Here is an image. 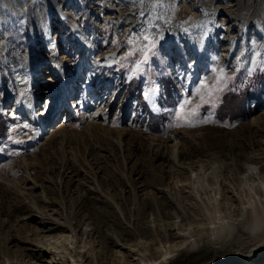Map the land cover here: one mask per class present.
I'll use <instances>...</instances> for the list:
<instances>
[{"label": "rangeland", "instance_id": "rangeland-1", "mask_svg": "<svg viewBox=\"0 0 264 264\" xmlns=\"http://www.w3.org/2000/svg\"><path fill=\"white\" fill-rule=\"evenodd\" d=\"M98 2L0 0L7 24L6 34L0 30V264H47L54 242L68 264L87 249L93 264H151L169 246L175 251L153 264L217 262L238 253L231 231L240 225L230 220L218 239L203 196L188 187L183 192L176 182L189 178L179 163L209 172L215 166L219 183L245 164L264 167V0ZM58 3L67 4L103 59L116 53V64L103 77L83 66L89 81L74 97L81 112L69 125L74 136L63 140L45 130L44 145L28 146L37 128L13 113L18 79L26 73L25 37L35 25L43 39V25L54 23L47 5ZM118 7L120 21L106 16ZM60 40L59 53L76 57L74 35ZM55 105L46 112L50 128L67 112L63 105L55 116ZM174 142L179 162L172 157ZM212 195L220 205L229 202L236 218L252 219L253 204L262 206L246 196L242 204L222 191ZM57 222L66 225L53 233L59 240L27 250L28 239ZM180 230L189 238L183 247L170 237ZM34 251L47 257L39 260ZM250 261L264 264V250Z\"/></svg>", "mask_w": 264, "mask_h": 264}, {"label": "bare ground", "instance_id": "bare-ground-1", "mask_svg": "<svg viewBox=\"0 0 264 264\" xmlns=\"http://www.w3.org/2000/svg\"><path fill=\"white\" fill-rule=\"evenodd\" d=\"M90 1L97 6L100 5L98 0ZM66 6V3H58L56 4V8H53L48 4V18H50L51 21H54L53 25H43V39H38L40 32L35 25L30 27L25 37V55L23 63L25 65L26 73L23 74V77H19L18 79L19 94L16 98L13 113L14 115L15 113H18L20 116H23L27 122L34 124L37 128L36 132H34L32 137L28 140V146L29 144H32L33 146L37 144L42 145L47 142V138L50 136L45 134L46 136L43 137V132L45 130H48V135L52 134L51 137L61 136L62 139H66L74 136L75 132L69 130V125L73 124L75 120H79L81 117V112L78 108L79 103L74 97L77 95V92H81L86 88L89 81V77H85L83 72L88 70L93 75L96 74L99 77H103L107 72H110L116 64V53L111 51L107 54L106 58L103 59V49L100 48L97 42L93 41L88 36L84 30L83 24L74 18V16L67 10L68 7ZM122 11V8H119L117 11L110 10L107 12L106 16L120 21V12ZM1 15L2 11H0V30L2 32L4 31L6 34L5 29L7 24ZM67 22L71 23L70 27L69 25L66 26ZM59 23H62V27L64 28L60 27V25H58ZM52 27L54 28L53 30L51 29ZM57 29H61V32H55ZM70 33L74 35V38L79 44V52L76 57L74 56L75 54H73V57H68L59 53L61 50V47L59 46L60 39L64 36L68 37ZM5 37L7 36L5 35L3 37L4 40L6 39ZM42 51H44L43 54H41ZM68 51L70 52V50ZM42 64H48V66ZM84 65H87L86 70L83 69ZM41 83L42 85L45 83L47 86L42 93L39 92ZM104 91L105 89L103 92ZM53 102H56L54 107L55 116L58 115L61 110L65 109V106H67V112L65 113V120L62 124L59 122L53 128H50V120H48L46 112ZM18 145L21 146V143H17V146ZM171 145L173 146L172 157L174 161L179 162L180 153L178 151V143L174 142ZM2 157L3 154H0V159ZM188 165L189 164L185 165L183 163L178 164V167L181 170L184 172L186 171L189 174V178H186L184 180L185 182L178 180L176 186L178 188H183V192H188V187L191 191L196 192V195L199 194V196H203L201 198L205 201V217L210 225L209 228L211 229V232L216 234L219 239L221 238L220 236L227 231L226 229H229L230 220L234 219L237 223L236 225H240L238 227L233 225L235 229L231 231V234L235 236L236 242L239 245V249L237 250L239 251L238 253L226 254L219 258L217 262L214 261L215 263L205 259L200 264H236L241 262H244L245 264H253L250 260L257 255H260L262 250H264V167L245 164L243 171H238V173L235 172L236 174H232L230 178L224 176L219 183L215 166H213L209 172L203 169V166L201 165L196 168ZM240 185L246 188L248 194H246L243 189L241 192ZM221 191L226 200L230 202L237 199L242 204H245L243 202V196H246V199L249 201L248 203L252 202L253 204V202H260V204L262 203V206L257 208L253 204L252 219H246L244 216L245 214H242V218H236L233 211L234 208L229 206V202L222 203L224 206L220 205L217 203L218 201L214 195H212L213 192L219 194ZM244 193L246 195H244ZM199 212L201 213V211ZM201 214L203 216V212ZM201 214H198V216H201ZM63 225L62 222H57L56 225L44 227L41 235L36 236L35 239H28L27 243H29L30 246H28L27 250L31 251L34 249V246H38L41 243L46 244L49 242L48 244H50L52 239L59 240L60 236H55L53 233L58 228L63 229ZM65 232L69 233V230L66 229V231H62L61 233ZM196 233L198 232H195V234ZM88 234L92 237L94 235L91 231H89ZM186 234V230H180L171 232L170 237L173 239H181V243H179L178 246L183 247L187 245L189 239ZM166 241H168V238ZM195 242V239L192 241L190 240L188 245L194 244ZM114 243L118 246H122L117 240L114 241ZM51 244L53 245L54 250L53 252L51 251L52 257L50 260L44 259L47 264H68L70 260L69 256L62 255V253L60 254L58 251L59 248H56L57 244H55V242ZM179 247L178 249H180ZM122 248H124V245ZM174 248L169 246V251H166L163 254V257L160 256L155 259L151 257V264L161 259L162 261L167 259L166 256L175 251ZM38 252L35 253L34 251L33 253L39 260H42L43 257H47V253ZM77 256L79 257V260L73 261L74 264L78 262H82V264H93L94 262L91 249H87L84 253L78 251ZM104 264H109V262ZM254 264L261 263H259V261L255 263L254 261Z\"/></svg>", "mask_w": 264, "mask_h": 264}, {"label": "snow or ice", "instance_id": "snow-or-ice-1", "mask_svg": "<svg viewBox=\"0 0 264 264\" xmlns=\"http://www.w3.org/2000/svg\"><path fill=\"white\" fill-rule=\"evenodd\" d=\"M188 102L187 101H185V104H187ZM181 108L183 109V105L181 106Z\"/></svg>", "mask_w": 264, "mask_h": 264}]
</instances>
